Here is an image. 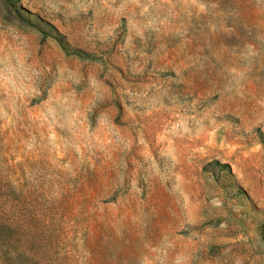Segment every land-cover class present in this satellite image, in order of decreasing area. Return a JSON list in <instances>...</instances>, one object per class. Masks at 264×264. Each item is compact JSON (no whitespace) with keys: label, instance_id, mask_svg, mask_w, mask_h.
Returning <instances> with one entry per match:
<instances>
[{"label":"rangeland","instance_id":"rangeland-1","mask_svg":"<svg viewBox=\"0 0 264 264\" xmlns=\"http://www.w3.org/2000/svg\"><path fill=\"white\" fill-rule=\"evenodd\" d=\"M0 264H264V0H0Z\"/></svg>","mask_w":264,"mask_h":264}]
</instances>
